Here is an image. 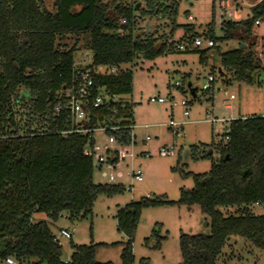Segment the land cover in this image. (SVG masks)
I'll return each instance as SVG.
<instances>
[{
  "label": "trees",
  "instance_id": "obj_1",
  "mask_svg": "<svg viewBox=\"0 0 264 264\" xmlns=\"http://www.w3.org/2000/svg\"><path fill=\"white\" fill-rule=\"evenodd\" d=\"M110 5L104 0H0V260L12 257L20 264H113L94 260L96 244L72 243L65 263L61 245L47 223L31 221L35 211L45 212L54 221L63 212L83 217L91 214L99 194L110 196L124 190L118 184H95L91 159L83 152L85 137L61 135L59 121L52 120L56 93L70 84L74 74V46L68 48L56 39L88 33L91 67L120 68L139 56L153 59L174 43L155 46L156 28L135 34V27L138 21L161 12L176 15L177 3L132 0L126 5L114 2L112 10ZM262 15L264 0L251 6L246 18L222 20L221 37H214L211 29L206 31L209 35H202L216 42L238 39L237 46L219 52L222 74L231 73L233 79L247 84L259 81L255 41L246 43L244 37L252 35L254 20ZM123 18L127 20L125 34L118 35L116 29ZM184 28L188 38L193 27ZM211 48L193 50L203 62ZM93 80L114 94L131 92L130 69L93 74ZM14 105L36 115L40 126L26 121L21 126L16 120L20 110L13 111ZM123 116L129 118L124 124L133 123L132 103ZM226 130L219 158L208 172L193 174V187L181 189L176 201L198 204L209 217L210 227L208 235L180 233V264H215L232 235L264 251V214L252 213V206L264 204V115L231 119ZM129 131H120L124 142L129 140ZM212 143L193 145L191 150L198 153L200 147L203 158L211 157ZM163 203L175 201L142 197L118 208L116 227L126 237L121 264H133L132 244L142 208ZM217 206H236L242 212L224 215Z\"/></svg>",
  "mask_w": 264,
  "mask_h": 264
},
{
  "label": "rangeland",
  "instance_id": "obj_2",
  "mask_svg": "<svg viewBox=\"0 0 264 264\" xmlns=\"http://www.w3.org/2000/svg\"><path fill=\"white\" fill-rule=\"evenodd\" d=\"M104 1L111 4V10L114 8V2L125 5L132 2V0ZM174 1L177 3L176 15L170 17L166 12H161L157 16L147 17L138 21L134 31L135 34L141 33L145 24L149 23L152 25L150 30L156 28L155 46L161 42H165L167 46L173 42L174 46L153 59L139 56L132 63L122 65V68L130 69L132 72L131 92L122 97L133 104L134 133L138 141L134 149L138 155L134 160L127 159L122 162L120 170L124 175L118 182L124 186L132 183V189H125L110 196L99 194L93 203L91 214L83 217L80 214L70 217L68 212H63L54 221L41 211H35L31 216L32 222L45 221L51 233L58 238L63 260H68L72 252L71 243L96 244L95 261L121 264L120 252L126 237L117 230L115 218L117 210L130 201L148 197L152 200L160 199L175 203L142 208L132 244L133 264H180V233L204 235L210 233L209 217L201 211L198 204L187 205L176 202L180 198L181 189H191L192 175L208 172L211 163L219 158L221 144L225 141L222 135L230 119L229 106L235 107L236 117L264 115V45L262 43L264 20L261 25L253 28L250 37H244L246 43L255 41L253 50L259 57L261 70L258 74L259 81L247 84L233 79L231 73L222 74L219 71V52L237 46L238 39L226 42L217 40V47L207 52L203 62L200 61L199 52L189 46L183 51L176 48L178 43L188 44L195 36L209 35L207 29H211L216 38L222 36V31L220 13L212 5V0H160L165 5ZM245 1L254 3L257 0ZM250 7L240 0H232L230 11L235 8L240 9L238 14L236 11L230 18L235 20L246 18L250 14ZM189 15L191 18H188ZM185 25L192 26L195 31L191 32L192 35L188 38L184 35ZM88 39V33H71L57 37L56 43L66 45L68 48L74 46L73 65L78 66L81 63H91V53L87 49ZM204 48L201 46L199 49ZM97 70L105 72L106 67L101 65ZM208 74L214 77L211 91L202 90V84ZM176 82L178 85H175ZM188 83L196 88L195 97L191 95L187 87ZM228 94H233L234 99H229ZM151 97L163 98L165 102H151L149 101ZM181 100L188 102L186 107L180 105ZM185 108L188 111L187 116L183 115ZM14 109L20 110L16 120L21 126L25 121L33 127L40 126L41 120L34 114H28L25 107L14 105ZM206 114L209 115L208 118H216L218 121L210 122ZM169 120L181 123V128L174 132V129L168 126ZM22 131L24 132L25 129L23 128ZM96 134L98 137L105 136L101 132ZM146 136L150 138L143 142ZM211 143L213 150L211 157L203 158L200 155L202 152L200 147L198 153L191 150L193 145ZM164 146H172L173 154L159 155L158 149ZM144 149L149 153L140 155L139 153ZM131 166L142 171V181H134L128 175ZM106 179L96 168H93L95 184H104ZM217 209L224 215L242 212V209L236 206H217ZM252 213L264 214V204L252 206ZM59 229L69 231L71 237H58ZM14 263L20 264L16 260ZM0 264L7 263L0 260ZM215 264H264V251L243 237L232 235L222 247Z\"/></svg>",
  "mask_w": 264,
  "mask_h": 264
},
{
  "label": "built area",
  "instance_id": "obj_3",
  "mask_svg": "<svg viewBox=\"0 0 264 264\" xmlns=\"http://www.w3.org/2000/svg\"><path fill=\"white\" fill-rule=\"evenodd\" d=\"M231 1L232 0H212V5L218 9L220 13V25L222 20L231 19L230 17H232L236 11L238 14L240 8H235L233 11H230ZM240 1L243 4L254 6L260 0L254 3H247L245 0ZM188 18H191V16L189 15ZM263 20L264 15L257 17L254 20V27L261 25ZM126 22L127 20L125 18L119 21V25L116 29L118 35L125 34L123 24ZM262 43L264 45V36L262 38ZM216 45V41L211 38L195 36L188 44L185 42L178 43L176 48L183 51L186 50L188 46L191 49H197L201 48V46L211 48ZM105 67V72H100L97 70V67H91V63H81L78 66L74 65V74L70 84L68 86H63L62 89L56 93L57 96L56 102L53 105L52 120L59 121L62 128H58V132L61 135L78 134L85 137L86 141L83 152L90 157L92 167L96 168L102 177L107 178L106 183L118 184L121 185L124 190H131L132 183L124 186V184L118 182L124 175L123 171L120 170L122 162L127 159L134 160L138 155L134 149L138 142L137 135L134 133L135 124L134 122L124 124L129 118L123 115L126 112L128 103L131 102L122 97V95L126 94L111 93L106 86L97 85L93 80V74H116L124 70V68H122V66L120 68L116 66ZM213 81V75L208 74L202 84V90L211 91L213 89ZM175 85H178V83L176 82ZM234 97L233 94H228L229 99L232 100ZM149 101L158 103L165 102L164 99L160 97H151ZM187 103L186 100L180 101V105L183 107H186ZM13 111H15L14 107ZM183 115H188L186 108L183 111ZM206 117L210 122L218 121L216 118H208V114H206ZM168 126L173 128L174 132H177L182 124L169 120ZM123 129L130 130L128 132L129 140L127 142L123 141L122 135L120 134V131ZM225 131L227 130L225 129ZM96 132H101L105 136L98 137ZM149 138V136H146L143 142H146ZM172 150V146H164L160 147L157 153L161 156L172 155ZM142 153L148 154L149 152L144 149L139 154L141 155ZM125 165H127V162ZM128 175L131 176L134 181H142V171L138 168L131 166ZM58 237L70 238L71 234L65 229H59ZM56 239L58 240L57 237ZM14 260L15 259L12 257L4 259L7 264H15ZM63 261L66 263L67 260Z\"/></svg>",
  "mask_w": 264,
  "mask_h": 264
},
{
  "label": "water",
  "instance_id": "obj_4",
  "mask_svg": "<svg viewBox=\"0 0 264 264\" xmlns=\"http://www.w3.org/2000/svg\"><path fill=\"white\" fill-rule=\"evenodd\" d=\"M140 5V2L139 3H137V6H139ZM151 24H148V23H146L145 24V31L146 32H149L150 31V29L149 28H151ZM242 47H244V44H242L241 45ZM187 87L190 89V91H191V95L193 96V97H195V90H196V88H193L192 86H191V84L190 83H188L187 84Z\"/></svg>",
  "mask_w": 264,
  "mask_h": 264
},
{
  "label": "crops",
  "instance_id": "obj_5",
  "mask_svg": "<svg viewBox=\"0 0 264 264\" xmlns=\"http://www.w3.org/2000/svg\"><path fill=\"white\" fill-rule=\"evenodd\" d=\"M227 106H229V105H227ZM229 108H230V116H229L230 119L238 118V117L243 116V115H239V116H237V117L234 116V113H235V107H230V106H229ZM230 119H229V120H230Z\"/></svg>",
  "mask_w": 264,
  "mask_h": 264
}]
</instances>
